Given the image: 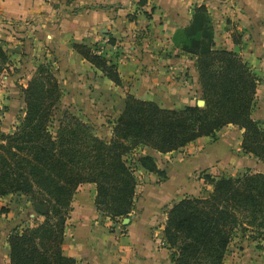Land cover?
Segmentation results:
<instances>
[{
    "label": "trees",
    "instance_id": "1",
    "mask_svg": "<svg viewBox=\"0 0 264 264\" xmlns=\"http://www.w3.org/2000/svg\"><path fill=\"white\" fill-rule=\"evenodd\" d=\"M80 10L81 8H77ZM184 50L197 57L199 95L183 108L162 107L155 101L128 94L110 141L97 136L79 116L65 111L56 132L50 128L62 89L57 75L45 63L38 66L23 88L26 115L16 130L2 131L0 104V198H25L48 209L43 221L33 219L12 230L8 244L11 264H79L64 250L74 197L83 184L96 185L95 205L113 221L129 217L140 184L138 165L167 177L153 156L129 162L139 147L161 153L183 150L192 142L215 136L228 125L243 129L244 155L264 164V122L253 117L259 75L234 50L217 48L215 26L206 5L194 8ZM109 43L115 40L109 38ZM73 48L116 85H122L118 64L100 48L73 43ZM10 56L0 42V84L9 78ZM213 186L208 196H185L172 205L164 239L174 264H225L240 227L264 235V172L247 170L241 176H214L203 172Z\"/></svg>",
    "mask_w": 264,
    "mask_h": 264
},
{
    "label": "crops",
    "instance_id": "2",
    "mask_svg": "<svg viewBox=\"0 0 264 264\" xmlns=\"http://www.w3.org/2000/svg\"><path fill=\"white\" fill-rule=\"evenodd\" d=\"M200 5L213 18L216 47L238 52L264 79L258 72L264 71V0H0V42L11 47L17 31L27 32L29 57L37 54L29 50L33 43L39 57H57L72 111L88 115L111 135L128 94L166 108L200 98L197 57L184 50L185 29ZM73 43L99 46L118 64L122 85L84 59ZM104 119L112 122L103 125ZM243 131L231 124L216 140L202 137L166 154L144 147L167 177L159 182L156 173L138 165L140 184L128 222L99 213L96 186L81 185L66 227L65 253L79 264H174L164 239L169 209L185 196L211 193L213 186L200 173L235 176L253 167L255 158L242 153ZM4 247L2 264H11L7 239ZM225 264H264V243L235 236Z\"/></svg>",
    "mask_w": 264,
    "mask_h": 264
},
{
    "label": "rangeland",
    "instance_id": "3",
    "mask_svg": "<svg viewBox=\"0 0 264 264\" xmlns=\"http://www.w3.org/2000/svg\"><path fill=\"white\" fill-rule=\"evenodd\" d=\"M24 34L27 35L28 33L24 32ZM24 34L17 31V33L13 36L14 44H11V47L8 46L6 47L5 42H3L5 44V48L8 49L10 56V66H9V71L7 72V74H9L8 76L9 78L4 79L0 84V104L2 108H4L1 116V123H2L1 127H2V131L6 134L14 132L16 130V127L20 124L21 120L26 115L25 94L23 92V88L28 85L29 81L32 79L35 71L37 70L38 66L42 63L49 65L53 70V72L57 75V77L60 71L59 66H61L60 62L58 61V58L55 56H51L47 58L39 57L40 47L38 45H35L34 43L31 44V49L29 50L30 51L36 50L37 54L34 55L33 57H29L30 54L27 53L28 45L26 46L28 36H25ZM258 72L264 78V71H262L261 69ZM58 79L60 82L59 77ZM60 85L62 86L61 83ZM61 89H62V96L60 101L56 105V108L54 110V116L52 118L50 125V128L53 132H56L60 120L64 116L65 111H70L74 113V111H72L71 109L72 106L70 105L71 101L69 100V97L67 95L65 97V92H68V90L64 87H62ZM199 99L200 98L196 99V101H198ZM253 111L256 119L264 122V119L263 120L258 119L261 116L264 117V79L260 80L258 86V95L256 98V103L254 105ZM77 116H79L87 123L91 124L94 128V133L97 136L105 139L106 141L111 140L112 134L109 135V133L106 130L98 129L97 128L98 123H96V121H94L92 118H88L89 117L88 115L77 114ZM104 121L105 122L103 123V125H107V123L112 122L110 119L107 120L104 119ZM216 137H217V133L212 138H215L216 140ZM143 150H144L143 146L135 149L133 153H131L128 156L129 162H133V160L134 159L136 160L138 156L144 155ZM250 158H255L256 160V163L254 164L253 162L252 164L253 167H246V168L244 167V169L242 168L243 170H241V172L239 173L235 172L236 175L235 176L231 175V176L234 177L241 176L244 173H246L247 170H251L252 172H256V171L264 172V165L260 166L261 161L253 155H250ZM200 174H201L200 179L201 178L203 179L202 177L203 172ZM216 176L221 177V175H216ZM222 176H228V175L226 174ZM33 219L39 222L43 221L42 220L43 217H41V215L35 210V205L32 202L25 200V198H17L11 195L0 198V264L3 263L2 260L4 259L3 250L5 248L4 245L6 243V239L8 240L12 230L18 227L20 228L28 227L29 224L32 223L31 221ZM237 235L240 238L248 237L250 239L258 240L259 243H264V235L258 233V231L252 229L251 227L249 228L240 227L236 232V236Z\"/></svg>",
    "mask_w": 264,
    "mask_h": 264
},
{
    "label": "water",
    "instance_id": "4",
    "mask_svg": "<svg viewBox=\"0 0 264 264\" xmlns=\"http://www.w3.org/2000/svg\"><path fill=\"white\" fill-rule=\"evenodd\" d=\"M198 105L199 106H203L205 104V100L204 99H199L197 101ZM35 210L38 212V213H41V214H46L47 213V207L45 205H42V204H36L35 205ZM129 221V218L127 217L125 219V222H128Z\"/></svg>",
    "mask_w": 264,
    "mask_h": 264
},
{
    "label": "built area",
    "instance_id": "5",
    "mask_svg": "<svg viewBox=\"0 0 264 264\" xmlns=\"http://www.w3.org/2000/svg\"><path fill=\"white\" fill-rule=\"evenodd\" d=\"M108 41V40H107Z\"/></svg>",
    "mask_w": 264,
    "mask_h": 264
}]
</instances>
